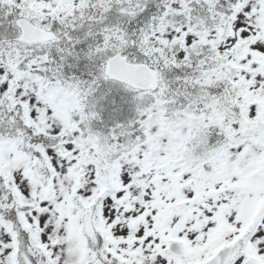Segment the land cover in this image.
<instances>
[{
	"label": "snow or ice",
	"instance_id": "1",
	"mask_svg": "<svg viewBox=\"0 0 264 264\" xmlns=\"http://www.w3.org/2000/svg\"><path fill=\"white\" fill-rule=\"evenodd\" d=\"M0 264H264V0H0Z\"/></svg>",
	"mask_w": 264,
	"mask_h": 264
}]
</instances>
